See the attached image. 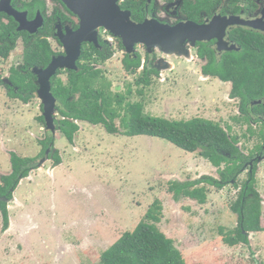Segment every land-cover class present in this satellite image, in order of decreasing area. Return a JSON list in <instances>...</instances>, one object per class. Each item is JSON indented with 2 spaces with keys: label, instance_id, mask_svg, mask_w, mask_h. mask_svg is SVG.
Returning <instances> with one entry per match:
<instances>
[{
  "label": "rangeland",
  "instance_id": "rangeland-1",
  "mask_svg": "<svg viewBox=\"0 0 264 264\" xmlns=\"http://www.w3.org/2000/svg\"><path fill=\"white\" fill-rule=\"evenodd\" d=\"M137 50L144 53L141 47ZM113 51L111 60L95 67L110 92L124 93L131 85V102L142 101L148 116L171 121L209 120L228 127L232 138L238 137L243 153L262 148L259 139L248 138L252 128L248 131L247 124L234 120L239 116L234 115L238 100L228 97L231 84L204 77L195 58L161 57L172 63L174 70H157L159 75L151 76L150 86L144 88L135 83L141 70L125 72L121 52ZM21 60L18 43L7 60H0V75L7 78ZM140 89L142 96L136 93ZM40 103L36 94L28 103L13 99L0 85V177L11 172V152L21 158H36L38 165L20 181L7 202L13 219L9 233L1 232L0 215V264H98L104 251L123 234L134 231L155 201L161 203L156 227L173 241L185 264H264V232L249 233L246 244L225 243L239 225L232 207L240 188L252 179L264 228V164L252 177L241 170L236 179L219 189L215 183H219L218 170L224 166L213 167L198 153L189 154L155 137L109 135L101 125L76 121L80 129L72 142L62 134L53 135L52 147L59 151L63 164L52 168V161H44L39 165L40 142L47 136L38 121ZM119 121L115 120L117 126ZM260 127L256 123L254 131ZM188 182L204 190V204L173 200L172 184Z\"/></svg>",
  "mask_w": 264,
  "mask_h": 264
},
{
  "label": "trees",
  "instance_id": "trees-1",
  "mask_svg": "<svg viewBox=\"0 0 264 264\" xmlns=\"http://www.w3.org/2000/svg\"><path fill=\"white\" fill-rule=\"evenodd\" d=\"M8 27L10 26L0 27V58L5 60L15 50L17 38L21 35L15 31V27ZM24 45L23 66L9 70L8 80L12 87L6 85L4 87L9 97L28 103L37 91L35 77L30 69L47 66L50 63L51 50L45 39L24 41ZM95 52L97 53V50ZM87 55L84 51L81 57L87 59ZM97 56L101 58L100 53H97ZM140 63L139 56L136 58L126 56L123 60L125 72L134 73ZM262 65L264 61L255 60L252 57V50L244 49L240 53L224 56L219 62L210 60L202 72L203 74L213 72L220 81L231 84L230 97H239L242 101L239 105L241 113L234 120L249 124L248 131L250 127L252 128L251 122H258V120H250L249 115L246 114L249 111L248 103L264 95V77L257 76V71ZM67 73L66 83L55 77L51 79V94L56 101L55 129L68 142L72 141L73 135L78 130L77 124L72 121H84L93 126H103L111 135L147 136L166 140L184 152L198 153L200 158L207 159L213 167L224 166L223 170H218L219 183H215L219 189L231 179H236L241 173V160L245 157L235 147V139L230 135L228 127L223 128L218 123L201 118L171 121L148 116L143 111L142 101L131 102L130 85L124 93H114L109 91V85L100 82L98 70L80 67L78 73L72 71ZM142 74L137 78L136 86L146 88L151 84L150 75L158 74V72L145 66ZM96 82L98 85L94 87L93 84ZM0 85H2L1 78ZM136 93L142 96V89L137 90ZM40 110L42 111L41 105ZM252 111L254 115L264 116V105ZM117 118L120 119L118 126L115 124ZM38 121L42 127L45 126L42 115L38 117ZM259 121L262 120L259 119ZM249 134L254 135L253 132ZM263 136L262 130L259 132V137L263 139ZM53 140V136L48 134L45 140L40 142L42 143L40 157L45 156V151L53 144ZM254 149L259 150V147ZM9 158L11 172L9 175L0 177L2 233L9 229L10 224L6 201L12 200V192L21 179H26L31 170L37 168L36 158H21L14 152L10 153ZM48 159L54 166L62 163L57 150L51 151ZM254 174L255 172L251 173V177ZM200 182L202 181L197 184ZM205 182L212 183L210 179H206ZM253 182L254 179L243 184L237 202L232 207L238 214L239 225L235 229V235L225 238L228 246L246 244L247 236L251 232H264V228L260 225V199L253 188ZM194 184L191 182L172 184L169 190L172 192L173 200L179 202L181 199H189L204 204L206 201L204 190L194 188ZM160 218L161 203L155 201L134 231L123 234L115 244L104 251L98 264H185L173 241L156 227Z\"/></svg>",
  "mask_w": 264,
  "mask_h": 264
},
{
  "label": "flooded vegetation",
  "instance_id": "flooded-vegetation-1",
  "mask_svg": "<svg viewBox=\"0 0 264 264\" xmlns=\"http://www.w3.org/2000/svg\"><path fill=\"white\" fill-rule=\"evenodd\" d=\"M7 5L10 7V9H12L17 13H26V18L28 22L33 21L37 14L40 16L39 19L41 21V26L38 27L34 33L30 34L29 32L26 31L19 32L17 31L19 25L14 20V18L12 16L7 15L5 12L4 13L0 12V27L1 26H10L8 28L15 27V31L21 34L17 38V44L20 43L22 47V60L21 63L18 64V66L15 68H19L23 66V60H24L23 53L25 46L24 41H29V40L33 41L37 38L41 40L45 39L51 50L50 61L51 58L53 57H57V56L63 57L65 55L64 46L61 43L58 36L61 35L62 37H64L68 30L71 32L76 31L79 28L80 19L76 15H73L67 9V7L63 4L62 0H8ZM117 6L119 7L121 12H128L130 14L131 22L136 25H140L145 22L155 21L160 24L171 27L175 25L187 24V23H190L192 25L194 24V26H199V27L205 26L206 29L207 26H209L206 35L209 36L211 39L202 42H195L193 46L191 45L190 42L187 41V44L185 45L186 48L190 50L189 53L194 54V56L191 57L195 58L200 63L201 65L200 72L204 77L217 78V75L216 76L213 75V72L211 73L209 72L206 74L202 73L203 69L206 66H208L210 60L219 62L222 60L224 56H230L231 54L240 53L244 49H248L250 51L252 50V57L255 60L262 59L264 61V31L250 28L249 25H247V22L257 23L258 25H262V26L264 25V0H118ZM215 36H219V39L216 38ZM97 42H98L97 45H94L92 43L81 44L80 56L75 62L76 69L72 72L78 73L80 71V67L81 68L90 67L94 70H97L95 69L96 66H99V64H105L107 61L113 58L114 56L113 49H116L121 52L122 67H123V60L125 59L126 56H128L129 58H136L137 56H139L141 63L139 67L136 69V71L141 70L139 72L141 76L143 75L142 73L145 66H148V68H153L157 71L154 62L158 60L156 66L162 67L163 62H161L160 59L164 57H168L165 54L160 53L156 49H154L152 53H147L146 51L147 49L145 45H141V44L135 45L133 54L129 55L126 52V49L124 48L121 39L114 36L109 31L105 30L102 27H100L97 30ZM138 47H141L144 53L139 52L137 50ZM96 50L97 53L101 54V58L97 56V53L95 52ZM84 51L88 54L87 59L81 57L82 52ZM141 55H144V58H141ZM171 57L174 58V56ZM0 60L5 61V59L3 58H0ZM166 63H167L166 68L167 69L169 68L168 70L171 71L174 70V65L172 63L170 62H166ZM35 68L44 69L46 68V66L35 67ZM35 68L30 69L31 73ZM263 68L264 65H262L261 69L257 71V76H261V78L264 77ZM70 71L71 70L60 69L56 72V74L52 78L55 77L56 79L62 81L61 78L65 77V81L62 82L66 83L68 77L67 72ZM9 75L10 73L7 75V78H3L2 76L0 77L3 87L4 85L12 87V84L8 80ZM32 75L35 77V84H36L37 78L33 73ZM158 75L159 72L158 74L150 75V77L158 76ZM99 80L101 83H104L105 85L107 84L104 81V78L100 71H99ZM222 83H226V82H222ZM94 84H97V82ZM37 90H38V86H37ZM230 91L228 94L229 99L238 100L234 110V115H240L241 111L239 109V105L241 104L242 101L239 97L231 98ZM6 94H7V90H6ZM248 104H249L248 105L249 111L246 114L249 115L250 120H258V122L256 123H258L259 126L260 125L262 126L259 128V131L258 130L254 131L255 129L254 127L256 126V123L251 122V124L254 125V127H252V130L254 131L252 132L254 133V135L249 136L248 138L259 139L262 148L259 150L253 149L252 152H249V154H245L241 151V148L238 145L239 144L238 137H234L235 138L234 145L237 148V150L240 152V154H242L245 157L244 159H242L243 161L241 160L242 167H244L242 168V170L245 169V171H247V174H251L255 172L256 175L257 170L259 168L258 166H260L261 163L264 164V136L263 139L259 137V132L262 130L264 131V116L252 114L253 113L252 109L260 105H264V95L256 100L254 99L251 100ZM42 115H43V108H42ZM55 116L53 119H55ZM259 119L262 120V122H260ZM72 122L75 123L76 121L73 120ZM239 123L242 122L239 121ZM248 126L249 124H247V128ZM42 128L45 129L44 133H47L46 134L47 136L48 134L53 136L54 134L59 133V131L56 130L54 134H52L50 131L46 129V126ZM79 129L80 128L78 126V130L76 132H78ZM54 143H55V139L53 140V144ZM53 144H51L50 148H48L45 151V156L41 158V159L45 158L46 162L51 161L50 159H48V155L50 154V152L56 150L52 147ZM58 155L60 156L59 151H58ZM60 158L62 159V156H60ZM62 164L63 162L60 165ZM55 167L56 166H54L53 164L52 168ZM16 189L14 191H16ZM14 191L12 193H14Z\"/></svg>",
  "mask_w": 264,
  "mask_h": 264
},
{
  "label": "water",
  "instance_id": "water-1",
  "mask_svg": "<svg viewBox=\"0 0 264 264\" xmlns=\"http://www.w3.org/2000/svg\"><path fill=\"white\" fill-rule=\"evenodd\" d=\"M8 0H0V12L12 16L18 23L17 31L34 33L41 26L40 16L37 14L33 21L28 22L26 13H17L7 5ZM67 9L80 19L79 28L74 31H67L62 37L57 35L65 49L63 57L51 58L50 63L44 69H33L38 86L37 97L43 108V118L46 129L52 134L56 131L54 125L56 101L51 94V79L60 69L74 71L75 62L80 56L81 44L92 43L97 45V30L102 27L114 36L121 39L126 52L131 55L134 46L145 45L147 53L154 49L159 52L176 57L191 59L190 51L186 48L187 41L193 46L195 42H202L211 39L206 35V27L194 26V24H179L173 27L158 22H145L136 25L131 22L128 12H121L117 6L118 0H62ZM250 28L264 31V25L247 22ZM219 39V36H215ZM191 46V47H192ZM161 60V59H160ZM163 62L162 67L166 68L167 63ZM46 159L40 160L41 165Z\"/></svg>",
  "mask_w": 264,
  "mask_h": 264
},
{
  "label": "crops",
  "instance_id": "crops-1",
  "mask_svg": "<svg viewBox=\"0 0 264 264\" xmlns=\"http://www.w3.org/2000/svg\"><path fill=\"white\" fill-rule=\"evenodd\" d=\"M10 220H11V222L13 221V219L10 217ZM12 228V227H11ZM10 227H9V229L7 230V232L6 233H9V231H10V229H11ZM26 230H28V229H26ZM25 230V231H26Z\"/></svg>",
  "mask_w": 264,
  "mask_h": 264
},
{
  "label": "clouds",
  "instance_id": "clouds-1",
  "mask_svg": "<svg viewBox=\"0 0 264 264\" xmlns=\"http://www.w3.org/2000/svg\"><path fill=\"white\" fill-rule=\"evenodd\" d=\"M11 217V216H10ZM12 222H11V220H10V224H11ZM12 227V226H11Z\"/></svg>",
  "mask_w": 264,
  "mask_h": 264
}]
</instances>
